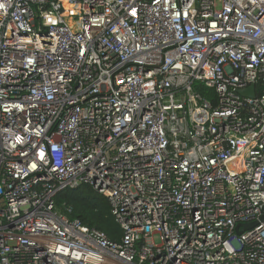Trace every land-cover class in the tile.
<instances>
[{"label": "built area", "instance_id": "2783aa9c", "mask_svg": "<svg viewBox=\"0 0 264 264\" xmlns=\"http://www.w3.org/2000/svg\"><path fill=\"white\" fill-rule=\"evenodd\" d=\"M263 208L264 0H0V264H264Z\"/></svg>", "mask_w": 264, "mask_h": 264}, {"label": "trees", "instance_id": "16d2710c", "mask_svg": "<svg viewBox=\"0 0 264 264\" xmlns=\"http://www.w3.org/2000/svg\"><path fill=\"white\" fill-rule=\"evenodd\" d=\"M195 89L207 97L213 94V90L202 84H195ZM56 203L73 219H79L88 227L102 230L113 241L121 239L123 232L111 213L107 197L91 186L83 184L65 187L57 194Z\"/></svg>", "mask_w": 264, "mask_h": 264}, {"label": "water", "instance_id": "95a60500", "mask_svg": "<svg viewBox=\"0 0 264 264\" xmlns=\"http://www.w3.org/2000/svg\"><path fill=\"white\" fill-rule=\"evenodd\" d=\"M239 93L243 96H251V97H254L255 96V85H251L250 87L246 88V89H241L239 91ZM264 209V208H263ZM264 219V217H263ZM257 223L256 222H252V223H245L243 225H238L237 226V233L238 234H241L243 231L240 230V227H244L245 229H250L252 228L253 226H255Z\"/></svg>", "mask_w": 264, "mask_h": 264}]
</instances>
